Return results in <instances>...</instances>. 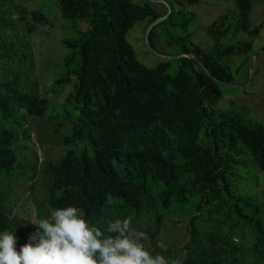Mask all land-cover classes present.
Listing matches in <instances>:
<instances>
[{"label":"trees","instance_id":"obj_1","mask_svg":"<svg viewBox=\"0 0 264 264\" xmlns=\"http://www.w3.org/2000/svg\"><path fill=\"white\" fill-rule=\"evenodd\" d=\"M56 1L61 18L87 26L76 38L61 40L68 52L51 90L72 88L60 105L49 104L50 109L30 82L29 44L12 34L0 41V232L16 234L19 249L53 209L72 205L106 235L108 220L130 217L133 228L147 233L150 253L181 264H264V203L235 190L238 174L249 165L264 172V125L214 108L223 90L239 91L214 82L233 84L241 68L231 72L223 59L253 53L259 27L249 21L251 0H234L232 15L204 27L209 48L166 33V49L176 45L169 56L191 53L210 76L190 57L161 58L152 67L137 60L125 33L139 20L148 18V26L165 16L148 2ZM2 2L17 22L27 21V32L46 24L40 10ZM169 8L148 33L153 51L165 34L162 27H171ZM239 33L244 40L222 42ZM48 108L63 111L62 121L71 120L70 133L57 139L61 150L38 162L16 143ZM243 154L250 162L239 160ZM37 168L42 202L31 201L33 223L29 216L13 215L17 198L11 181L30 180ZM179 219L186 223L181 227L186 239L180 245L161 243L164 229Z\"/></svg>","mask_w":264,"mask_h":264},{"label":"rangeland","instance_id":"obj_2","mask_svg":"<svg viewBox=\"0 0 264 264\" xmlns=\"http://www.w3.org/2000/svg\"><path fill=\"white\" fill-rule=\"evenodd\" d=\"M12 1L13 4L24 7L27 12L40 10L45 16L46 24L38 25L31 32H27L25 30V26H29L27 21L26 24L22 22V25L20 21L17 22V15L13 12L10 13L7 4L2 2L0 3V41L5 38V35L12 38H14L12 35H15L16 38H23L29 44L32 54L31 72L28 73L30 82L35 83L41 97L48 98L49 108V104L60 105L72 88L70 85H65L60 88L59 92L51 90L53 80L62 71L63 55L68 52L61 44V40L67 37L76 38L77 32L84 31L87 26L82 22L73 23L61 18L56 0ZM144 2H148L159 15L167 16L170 11L169 5L173 11L171 27H162L166 29L165 34L161 36V42L158 47H155L153 53L149 51L144 42L148 18L135 22L125 33V40L132 47L137 60L146 67H152L158 63L161 59L160 56H169L176 51V45L171 44L166 49L163 43L167 32L173 38H183L186 45L193 43L202 48L211 47L212 44L203 32L204 27L223 14L232 15L234 9V0H195L194 2L190 0H132L133 4H143ZM249 21L253 27H259L258 36L253 40L252 46L253 53L257 54L254 60L251 59L252 55L230 56L223 59L222 63H225L231 72L241 66L231 85L242 89L237 92L223 90L225 95L216 102L214 108L230 110L264 125V54L260 50L264 44V0H251ZM168 29L170 30L168 31ZM157 35L160 36V33ZM241 39H245L244 34L239 33L233 36L229 34L222 42L230 43ZM249 64H252V69L250 79H247L246 82V77L249 75ZM20 67L26 69V67ZM49 108L43 117L31 121L27 130V138L19 137L16 143V145L24 146L22 154H26L28 157H31L33 153L36 154L38 162L44 155L61 150L57 139L62 134L70 133L71 120L62 121L60 115L63 111L50 113L51 108ZM50 117L52 119H49ZM60 125L61 127L64 125L63 129L59 127ZM48 133L50 139L47 136ZM239 160L250 162V158L246 154H243ZM250 168L249 165L247 170H241L238 174L239 179L236 182L235 190L239 189V193L249 194L258 204L264 203V172L255 167L254 169ZM42 182L38 168L30 180L18 178V180L11 181L17 198L16 205L12 208L13 215L23 219L29 216L35 223L31 201L37 199L42 202ZM185 226L186 223L183 220L179 219L178 222H173L171 226L164 229L160 242L180 245L186 239V233L181 229Z\"/></svg>","mask_w":264,"mask_h":264},{"label":"clouds","instance_id":"obj_3","mask_svg":"<svg viewBox=\"0 0 264 264\" xmlns=\"http://www.w3.org/2000/svg\"><path fill=\"white\" fill-rule=\"evenodd\" d=\"M106 232L83 218L78 207L53 209L19 249L16 234L0 232V264H181L150 253L147 233L133 228L130 217L108 220Z\"/></svg>","mask_w":264,"mask_h":264},{"label":"water","instance_id":"obj_4","mask_svg":"<svg viewBox=\"0 0 264 264\" xmlns=\"http://www.w3.org/2000/svg\"><path fill=\"white\" fill-rule=\"evenodd\" d=\"M159 2H162V1H159ZM165 18H166V15H165L164 17H161V18H158V19L154 20L153 22H151V23L148 25V27H147V29H146V31H145L144 42H145V45L147 46V48L149 49V51L152 52V53H153V50L149 47L148 42H147L148 33H149L150 29H151L155 24H157L158 22L164 20ZM261 53H264V52L261 51ZM256 54H257V53H253V54H252V56H251V59H252V60H254ZM160 57H161V58H166V59H176V58H179V57H190V58H193V59L196 61V63L201 67V69L204 70L203 66L200 64V62L198 61V59H197L193 54H191V53H188V54H178V55H174V56H160ZM248 69H249L248 79H250V74H251L252 64H249ZM204 71H205V73H206L208 76H210L209 73H208L206 70H204ZM213 80H214V82H216L217 84H220V85H224V86H227V87H233V88H239L238 86H236V85H231L230 83L221 82V81H218V80H216V79H213ZM239 89H240V88H239Z\"/></svg>","mask_w":264,"mask_h":264}]
</instances>
